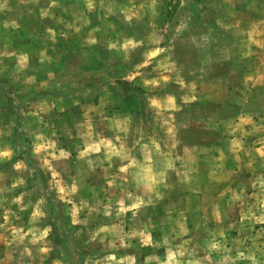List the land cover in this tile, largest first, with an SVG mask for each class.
<instances>
[{"label":"rangeland","instance_id":"1","mask_svg":"<svg viewBox=\"0 0 264 264\" xmlns=\"http://www.w3.org/2000/svg\"><path fill=\"white\" fill-rule=\"evenodd\" d=\"M23 1L0 18V264H264V0ZM156 137L180 159L107 187L101 159Z\"/></svg>","mask_w":264,"mask_h":264},{"label":"crops","instance_id":"2","mask_svg":"<svg viewBox=\"0 0 264 264\" xmlns=\"http://www.w3.org/2000/svg\"><path fill=\"white\" fill-rule=\"evenodd\" d=\"M17 1H19V0H0V9H1V13L3 14L2 17L0 15V18L1 19H6V18L9 17V15H10V11H9L10 8L9 7H12V5L14 3H16ZM23 2L27 3L26 5L29 4L28 6L31 5V0H26V1H23ZM45 3H46V5L48 4L47 1ZM49 4H52V3H49ZM24 11H26V10H24ZM25 18L26 17H24V19ZM159 18H160L159 15L158 16L157 15L154 16L155 23H158ZM166 48H167L166 46H163V47H160L159 50L163 51V50H166ZM158 78L161 79V76L158 75ZM163 85H164V87H167V84L163 83ZM151 97H153V99H155V103L157 104V108L160 109V110L165 109V106H166L167 101L177 100V99H175L176 96L173 95V94H170V93L165 94L164 96H161L160 98H159V95L156 96L155 94H153ZM171 109L174 110L175 107L172 106ZM107 112H108L107 113L108 116H113V117L115 116L114 122H115V125L117 127V128L115 127V130L117 132L120 133L121 131H123L125 129L126 130H129V131L131 129L133 130V127L132 126H133L134 117H133L132 114H130V112H128V113H119L117 110H115L113 108H109L107 110ZM159 126H160V130L161 131L162 130L163 131L166 130L168 127H169L168 130H171L170 129L171 126L166 125V123H163L162 125H159ZM173 127H175V126H173ZM151 133H153V135H154V131L152 129H149V131H148L147 134H150L151 135ZM117 138H118V133H117L116 139ZM156 138H153L152 139V143H149L148 144V146L150 148L149 155L148 154H139V152H138V150L136 148L137 145L134 144L133 142H127L126 141L125 143L123 142V143L116 144L115 145V148L117 150V154L119 156H121V157H126V158H120V159H101L103 161L101 167H103V166L105 167L104 170L107 173L105 175H107V178L109 179V181L107 179V181L104 182L105 184H107V187L112 186L113 185V182H114V184L116 186H118V179L116 180L114 178V174L118 170H113L112 169V166L114 168H116V167L118 168V166L125 164L124 165L125 168H122V167L121 168L122 169H126L127 172H128V170H130V172L132 173L134 171V169L137 170L135 168V166L143 165V166L149 167L150 165H152L151 164V160H152V162L154 164H159V163L162 164L167 159H180V156L178 155V153L176 152V150L173 149L172 155H171V152H167L165 149H163L160 141L158 140V138L156 140ZM149 141H151V140H149ZM112 149H114V146H112ZM192 150H194V146H186L185 147V150H184V153H187L188 151H192ZM97 152L100 153V151H97ZM97 152H95V153H97ZM86 153H90V152L89 151H86ZM119 161L122 162V163H120ZM105 162H109V166L108 165L106 166V163ZM117 164H118V166H116ZM97 166H98V164L95 165V166H93V167H97ZM106 167H107V169H106ZM157 169L159 171V167ZM161 172H164V171L161 170L160 172H158V174H159L158 175L159 176L158 177V180L161 178V176H160V173ZM160 182H162V181H158V185H157L158 187H161V183ZM107 187L105 185V188L104 189L107 190L106 189ZM138 188H139L138 186L131 185V191L129 192V195H132V196L141 195V193L139 191H136V189H138ZM143 188L146 189V190H148L149 188L152 189V186L151 187H148V186L146 187L145 186ZM155 190H153L152 192H147V194H155V192H156ZM107 192L108 191H106L105 193L103 191H101V192L100 191L99 192H93V195H95V196L98 195V194L105 195V194H107ZM157 192H160V191L157 190Z\"/></svg>","mask_w":264,"mask_h":264}]
</instances>
